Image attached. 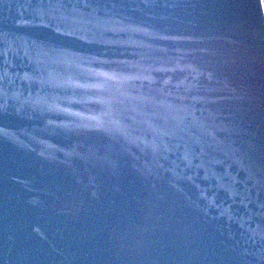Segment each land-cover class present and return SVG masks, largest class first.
Segmentation results:
<instances>
[{"label": "water", "instance_id": "95a60500", "mask_svg": "<svg viewBox=\"0 0 264 264\" xmlns=\"http://www.w3.org/2000/svg\"><path fill=\"white\" fill-rule=\"evenodd\" d=\"M0 264H264V0H0Z\"/></svg>", "mask_w": 264, "mask_h": 264}]
</instances>
